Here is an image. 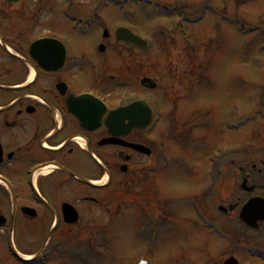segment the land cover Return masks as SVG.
<instances>
[{
	"label": "flooded vegetation",
	"instance_id": "flooded-vegetation-1",
	"mask_svg": "<svg viewBox=\"0 0 264 264\" xmlns=\"http://www.w3.org/2000/svg\"><path fill=\"white\" fill-rule=\"evenodd\" d=\"M107 2L0 0V264H30L46 249L45 264H118L124 259L111 232L128 223L143 241L144 232L170 240L177 207L191 210L202 225L207 221L208 179L182 200L160 196L171 168L164 142L175 144L174 121L160 137L154 134L164 117L154 112L161 96L153 94L152 78L128 64L129 57L139 63L144 51L115 41L116 29L127 27L105 24L104 9L96 14ZM90 29L96 36L89 47ZM143 79L151 82L144 86ZM132 103L159 117L153 128L130 127L127 117L111 120ZM246 170L239 175L254 190L241 192L235 211L250 198H264L263 184L256 183L262 171L254 164ZM81 233L88 239L83 243Z\"/></svg>",
	"mask_w": 264,
	"mask_h": 264
},
{
	"label": "rangeland",
	"instance_id": "rangeland-1",
	"mask_svg": "<svg viewBox=\"0 0 264 264\" xmlns=\"http://www.w3.org/2000/svg\"><path fill=\"white\" fill-rule=\"evenodd\" d=\"M112 1L130 8L133 15L125 17L110 4L101 14L102 21L111 28L124 25L148 42V51L136 58L139 63L129 57L128 64H137L140 76L157 83L152 85L157 90L153 94L162 101L155 104L160 109L155 111L164 117L154 134L160 137L172 119L175 125V144L164 142L171 168L160 183V196L179 201L197 194L201 184L207 179L210 183L211 161L221 160L218 179L210 183L214 187L204 203L206 217L240 240L235 255L241 264H264L260 258L264 223L261 232L232 225L241 208L235 211L234 202L242 194V176L236 168L245 166L250 172L246 168L254 164L262 171L261 182L256 183H262L264 189V0ZM165 7L172 14H166ZM178 10L184 19L179 18ZM167 28L172 29L173 37H167ZM89 32L92 36L85 43L90 47L96 35L93 29ZM232 123L238 124L236 131L231 129ZM187 161L192 166L188 171L183 168ZM228 206H234L232 214L220 209ZM183 208L177 207L179 215L170 218L175 221L170 240L161 241V234L144 232L143 241H137L130 223L121 232H111L117 255L124 259L118 264H142L139 257L146 255L154 258L153 264H222L232 252L231 240L205 229L191 210ZM78 236V242L88 240L83 233ZM62 264L79 263L64 260Z\"/></svg>",
	"mask_w": 264,
	"mask_h": 264
},
{
	"label": "water",
	"instance_id": "water-1",
	"mask_svg": "<svg viewBox=\"0 0 264 264\" xmlns=\"http://www.w3.org/2000/svg\"><path fill=\"white\" fill-rule=\"evenodd\" d=\"M116 38L118 41L140 48H146L147 45L144 41L134 36L131 32L125 29H118ZM148 82L149 80H143L142 84L146 86ZM150 88L152 89L153 86L151 85ZM110 115L112 121L116 120L118 116L123 118L127 117L131 124L130 127L140 129L145 128L150 121L149 111L136 103L130 105L127 108L119 109L116 112L111 113ZM112 126L114 127L115 124L112 123ZM240 188L246 192H251L253 190V188H249L247 186L246 178L243 179ZM233 208L234 206H229L228 210L232 211ZM220 209L223 210V212L226 211L222 208ZM238 217L239 221L246 227L252 230H257L258 223L264 222V200L259 198L250 199L245 205L242 206ZM224 264H235V262L233 261V259H230Z\"/></svg>",
	"mask_w": 264,
	"mask_h": 264
},
{
	"label": "bare ground",
	"instance_id": "bare-ground-1",
	"mask_svg": "<svg viewBox=\"0 0 264 264\" xmlns=\"http://www.w3.org/2000/svg\"><path fill=\"white\" fill-rule=\"evenodd\" d=\"M160 122V121H159Z\"/></svg>",
	"mask_w": 264,
	"mask_h": 264
}]
</instances>
